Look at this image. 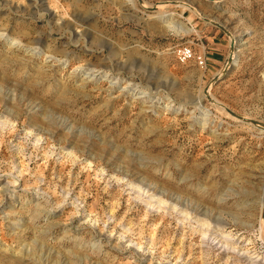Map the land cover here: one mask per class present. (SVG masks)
I'll return each mask as SVG.
<instances>
[{
	"label": "rangeland",
	"instance_id": "1",
	"mask_svg": "<svg viewBox=\"0 0 264 264\" xmlns=\"http://www.w3.org/2000/svg\"><path fill=\"white\" fill-rule=\"evenodd\" d=\"M144 2L0 0V264H264V0Z\"/></svg>",
	"mask_w": 264,
	"mask_h": 264
},
{
	"label": "bare ground",
	"instance_id": "2",
	"mask_svg": "<svg viewBox=\"0 0 264 264\" xmlns=\"http://www.w3.org/2000/svg\"><path fill=\"white\" fill-rule=\"evenodd\" d=\"M186 3V2H185ZM167 3H160L158 6H153V7H155L156 8V10H158V9H160V8H163L165 5H166ZM141 5L143 6V7H150V6H148V5H146V3L144 2V0H142V3H141ZM174 5V4H173ZM179 5V4H178ZM181 5V4H180ZM179 5V6H180ZM181 6H184V7H186V5H181ZM188 7H191L190 5H187ZM187 7V8H188ZM192 8V7H191ZM155 10V11H156ZM162 11V10H161ZM156 17H157V19H159V20H163L164 21V18H165V13H163V12H157V14H156ZM203 17V16H202ZM204 18V17H203ZM166 25V28H168V29H174V30H176L177 29V27L178 26H175L171 21H169L168 23H166L165 24ZM230 42H234V44L236 43V39H234L231 35L229 36V43ZM236 56V50H235V48H234V50L232 51V60H231V65L233 64V62H234V57ZM217 75H219V74H217ZM206 88H207V90H203L204 91V95L205 96H208L209 97V99L210 100H212V102L216 105V107H218V108H221V109H223L224 111H226L225 110V105H223V104H221L220 102H218L216 99H214L212 96H210V93H209V89H208V86H205ZM227 112V111H226ZM228 113V112H227ZM229 114V113H228ZM234 117V116H233ZM243 117H245V116H243ZM236 120H239L238 118H236V117H234ZM259 130H261V131H264V130H262V129H259ZM263 191H264V186H263ZM261 212L262 213H264V193H263V200H262V204H261ZM263 228H264V223H263ZM224 237H225V235H224ZM228 237V236H227ZM226 238V237H225Z\"/></svg>",
	"mask_w": 264,
	"mask_h": 264
},
{
	"label": "water",
	"instance_id": "3",
	"mask_svg": "<svg viewBox=\"0 0 264 264\" xmlns=\"http://www.w3.org/2000/svg\"><path fill=\"white\" fill-rule=\"evenodd\" d=\"M139 3L141 4L142 3V0H138ZM148 9H152L151 7H147ZM214 25H216L217 27H219L221 30H223L224 32H227V30L219 23L217 22H213L211 21ZM234 50V42H230L229 43V49H228V55H227V58L224 62V66L227 68L228 66L231 65V60H232V51ZM219 78V75H216L213 77L212 79V82H216ZM208 88H209V85H207ZM206 88V87H205ZM204 88V89H205ZM207 90V88L205 89ZM208 99L209 97L206 96ZM210 100V99H209ZM212 101V100H210ZM225 110L232 116L238 118L239 120H241L242 122H245V123H248V124H251L253 125L254 127H257L258 129H262L264 130V123L263 122H260L258 120H255V119H251V118H247V117H243V115L241 114H238L234 111H232L231 109H229L228 107H225ZM262 216H263V219H264V213H262Z\"/></svg>",
	"mask_w": 264,
	"mask_h": 264
},
{
	"label": "built area",
	"instance_id": "4",
	"mask_svg": "<svg viewBox=\"0 0 264 264\" xmlns=\"http://www.w3.org/2000/svg\"><path fill=\"white\" fill-rule=\"evenodd\" d=\"M179 56L182 59H188V58L195 57L194 53L192 52V50L189 46L182 47L179 51ZM197 59L199 60V63L202 62V59L200 56H197Z\"/></svg>",
	"mask_w": 264,
	"mask_h": 264
},
{
	"label": "crops",
	"instance_id": "5",
	"mask_svg": "<svg viewBox=\"0 0 264 264\" xmlns=\"http://www.w3.org/2000/svg\"><path fill=\"white\" fill-rule=\"evenodd\" d=\"M215 48H216V47H213V49H212V51H211L212 55H210V56H206V60H207V61H214V60H216L215 57H217L216 55L218 54V52L215 51ZM213 50H214V51H213Z\"/></svg>",
	"mask_w": 264,
	"mask_h": 264
}]
</instances>
